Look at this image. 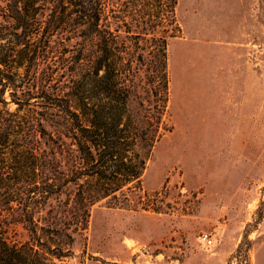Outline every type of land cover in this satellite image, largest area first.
<instances>
[{"label":"trees","instance_id":"trees-1","mask_svg":"<svg viewBox=\"0 0 264 264\" xmlns=\"http://www.w3.org/2000/svg\"><path fill=\"white\" fill-rule=\"evenodd\" d=\"M1 1L0 264H64L90 204L125 202L124 190L140 189L162 127L175 0ZM119 23L133 43L151 34L145 54L125 44ZM55 38L63 61L41 77L37 64ZM140 65L142 94L134 82ZM60 157L70 161L61 169ZM69 182L72 202H46ZM11 222L24 238L8 236Z\"/></svg>","mask_w":264,"mask_h":264},{"label":"rangeland","instance_id":"rangeland-1","mask_svg":"<svg viewBox=\"0 0 264 264\" xmlns=\"http://www.w3.org/2000/svg\"><path fill=\"white\" fill-rule=\"evenodd\" d=\"M174 19L162 127L140 189L124 190L125 202L90 204L64 264H264V0H175ZM118 28L133 52L154 43L150 33L133 43ZM63 46L58 38L48 44L39 76L63 61ZM58 159L60 169L70 162ZM72 189L66 183L46 202H72ZM7 234L26 236L18 222Z\"/></svg>","mask_w":264,"mask_h":264},{"label":"built area","instance_id":"built-area-1","mask_svg":"<svg viewBox=\"0 0 264 264\" xmlns=\"http://www.w3.org/2000/svg\"><path fill=\"white\" fill-rule=\"evenodd\" d=\"M200 238H201L202 240H205L206 242H210V238H209V236L207 235L206 232H202V233L200 234Z\"/></svg>","mask_w":264,"mask_h":264}]
</instances>
